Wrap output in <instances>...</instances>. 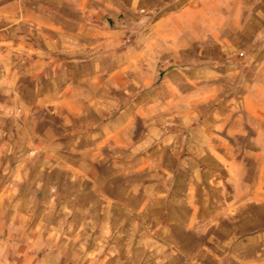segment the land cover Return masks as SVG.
Wrapping results in <instances>:
<instances>
[{"label":"rangeland","instance_id":"374dc122","mask_svg":"<svg viewBox=\"0 0 264 264\" xmlns=\"http://www.w3.org/2000/svg\"><path fill=\"white\" fill-rule=\"evenodd\" d=\"M0 244L264 264V0H0Z\"/></svg>","mask_w":264,"mask_h":264},{"label":"crops","instance_id":"0c3cea01","mask_svg":"<svg viewBox=\"0 0 264 264\" xmlns=\"http://www.w3.org/2000/svg\"><path fill=\"white\" fill-rule=\"evenodd\" d=\"M1 248H2V244H0V264H9L8 261L2 257ZM18 248L19 247H17L15 250V253H14L15 258H13L14 260H17L18 258H20V256H19L20 251L18 250Z\"/></svg>","mask_w":264,"mask_h":264}]
</instances>
